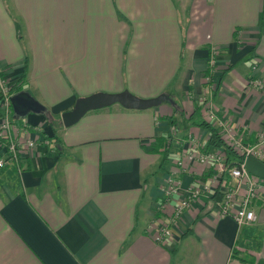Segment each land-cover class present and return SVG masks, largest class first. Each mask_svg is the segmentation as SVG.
<instances>
[{
    "label": "crops",
    "instance_id": "0c3cea01",
    "mask_svg": "<svg viewBox=\"0 0 264 264\" xmlns=\"http://www.w3.org/2000/svg\"><path fill=\"white\" fill-rule=\"evenodd\" d=\"M0 69L12 83L25 73L21 91L46 114L13 115L50 140L21 171L0 168V264H264L263 200L253 202L256 221L237 226L213 208L236 180L183 157L189 136L227 157L208 147L200 125L205 94L245 144L264 131V94L248 84L252 75L264 80V0H0ZM124 90L169 100L147 109L116 103L62 124L77 98ZM169 176L179 194L164 208ZM202 183L211 195L158 244L153 225Z\"/></svg>",
    "mask_w": 264,
    "mask_h": 264
},
{
    "label": "built area",
    "instance_id": "2783aa9c",
    "mask_svg": "<svg viewBox=\"0 0 264 264\" xmlns=\"http://www.w3.org/2000/svg\"><path fill=\"white\" fill-rule=\"evenodd\" d=\"M219 48L212 46L210 49L209 65H216L215 56ZM257 64L252 66L255 72ZM208 83L212 90L214 88L213 79L209 76ZM249 86L259 89L264 94V80L254 75L248 80ZM9 77L0 69V168L6 164H14L18 171L22 170V161L31 154L38 145H49L48 138L41 137L36 131L34 136L31 135V129L21 120L20 125L14 119L13 110L10 103V97L13 95L10 88L12 86ZM208 95H203L200 100L205 102L207 112L206 119L213 126L218 128L219 135L224 142L242 158L241 162L232 168L226 165V158L222 151H204L201 149L199 141L189 136L191 148L184 152L183 157L187 164L199 163L207 166H213L218 176L228 173L236 180L235 184H230L225 188L220 201L214 204V209L219 216L231 218L237 226L241 227L256 221V214L253 209V202L261 199L264 202V178L249 173L244 167V159L247 156H253L264 161V131L258 133L255 144H245L242 135L236 127L227 119H219L215 115V110L211 100L207 99ZM172 131H177L172 126ZM180 168H188L183 159L176 161ZM179 182L174 177L169 176L162 186L163 207L170 205L175 196L179 194ZM244 188V191L242 189ZM202 195H211L210 184H201L193 186L187 190V193L180 199L176 200L173 210L170 213L168 222H162L153 225L154 240L161 245H166L173 237V228L183 215L185 210H190L192 204ZM162 206V205H161Z\"/></svg>",
    "mask_w": 264,
    "mask_h": 264
},
{
    "label": "water",
    "instance_id": "95a60500",
    "mask_svg": "<svg viewBox=\"0 0 264 264\" xmlns=\"http://www.w3.org/2000/svg\"><path fill=\"white\" fill-rule=\"evenodd\" d=\"M169 100L166 94H160L152 98H141L127 90L118 93L96 92L75 100L72 108L61 114V121L65 127L75 124L87 112L112 104H120L127 109H147L160 105ZM10 103L15 115L23 113L46 114L45 107L34 100L27 92L20 91L10 97ZM245 169L254 176L264 178V161L253 156L244 159Z\"/></svg>",
    "mask_w": 264,
    "mask_h": 264
},
{
    "label": "trees",
    "instance_id": "16d2710c",
    "mask_svg": "<svg viewBox=\"0 0 264 264\" xmlns=\"http://www.w3.org/2000/svg\"><path fill=\"white\" fill-rule=\"evenodd\" d=\"M24 81H25V73L23 72L21 77L15 83L12 84L10 88L11 92L14 93L24 90L25 89ZM14 119L16 118L14 117ZM17 119H19L20 121L22 120V118H17ZM200 125L205 126L209 130L208 147H221L225 151L227 155L226 165L228 168H232L241 162L242 158L237 156L235 152L224 142L222 137L219 135L217 129L211 123L201 121ZM231 156L235 159L236 158H240V159L238 161H232ZM216 193L217 192H215L213 195H216Z\"/></svg>",
    "mask_w": 264,
    "mask_h": 264
},
{
    "label": "rangeland",
    "instance_id": "374dc122",
    "mask_svg": "<svg viewBox=\"0 0 264 264\" xmlns=\"http://www.w3.org/2000/svg\"><path fill=\"white\" fill-rule=\"evenodd\" d=\"M209 98H210V97L208 96L207 99L210 100ZM211 102H212V101H211ZM222 150H223V149H222Z\"/></svg>",
    "mask_w": 264,
    "mask_h": 264
}]
</instances>
